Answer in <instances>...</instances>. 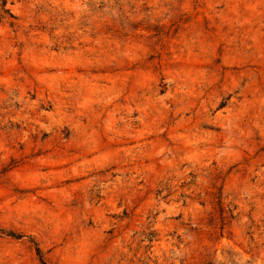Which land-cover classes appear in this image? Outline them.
<instances>
[{
	"label": "rangeland",
	"instance_id": "1",
	"mask_svg": "<svg viewBox=\"0 0 264 264\" xmlns=\"http://www.w3.org/2000/svg\"><path fill=\"white\" fill-rule=\"evenodd\" d=\"M0 264H264V0H0Z\"/></svg>",
	"mask_w": 264,
	"mask_h": 264
}]
</instances>
